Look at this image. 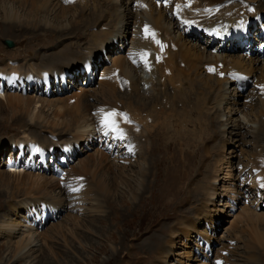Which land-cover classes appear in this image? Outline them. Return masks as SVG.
<instances>
[{
  "label": "rangeland",
  "instance_id": "rangeland-1",
  "mask_svg": "<svg viewBox=\"0 0 264 264\" xmlns=\"http://www.w3.org/2000/svg\"><path fill=\"white\" fill-rule=\"evenodd\" d=\"M242 1L245 3L243 5L247 6L246 15L248 17L255 16L260 19V22L257 24L255 20H251L250 24L242 23L241 17V21H238V27H228V24L238 17H234L233 20L232 17L225 19L219 31L226 25V28L228 27L226 30L237 34L234 36L237 39L241 29L246 30L251 24H253L252 28L256 24L257 26L262 24L264 0H248L246 2L245 0H227L223 7L220 5L218 7L208 4L202 5H206L208 12L214 11L210 13L211 16L217 17L222 11L221 9L225 8L227 4L231 6L232 3L237 4ZM28 2L29 0H14L11 5L16 8L20 15L25 14L26 16L29 10ZM115 2L117 5H121L123 10L130 7V0H115ZM156 3L160 4L161 10L158 13L153 12L154 18L161 17V21H164V17L167 15L179 13L177 10H181L180 15L185 18V24L188 27L199 25L198 19L201 17L195 15V12L198 13L204 8L201 6V2H190L189 0H163V2H159L158 0ZM99 4V0H95V2L94 0H86L80 3L79 7L76 8L78 11L80 9L82 20L87 19L89 21L88 25L86 24L83 28L80 27L78 32L74 31L72 35L62 36L58 39L56 37L49 38L50 31L46 29H41L45 31L34 30L31 32L14 27H5V18L1 17L0 14V71L10 70L11 73L16 74L30 72L38 76L45 71L53 72L56 67H64L63 70L72 72L70 69H74L73 72H76L79 69V63L92 59L91 62L94 67H102L101 73L104 72L105 74V78L102 80L104 83H100L96 79L97 77H94L93 83L89 82L86 87H83V84L87 82V79L80 74H74L66 79L67 83L62 80L64 89L66 87L65 90L61 88L58 91H53L47 97L43 95L41 90L33 87L31 92H18L22 95H15L16 100L11 97L10 102L12 104L5 102V97L8 95L2 89L0 93V264H7L8 262V264H218V262L219 264H264V245L259 246L250 239L249 228H246L241 213L248 206L264 218V203L261 201L258 203L255 199L248 200L245 196L241 197V187L239 186L242 178L236 176V170H248L250 179L248 178L247 182L249 183L246 184V189L250 190L254 186L260 194L264 193L263 187L253 184L255 178L264 177V94H262L264 93V79L260 77L258 70H248L249 74L242 71L226 70L222 73L223 81L218 87L213 81L215 76H213V71L209 80H206L208 77H205L203 73L204 78H206L203 83H209H207V87L212 89L210 92L200 81L192 82L194 75L188 74L186 69L188 63H180L183 58L177 53H174L177 56L169 60V63H172V68H168L162 81H158L156 91L148 95V98L145 97L149 99L158 94L159 101H156L157 103L155 102L153 106L159 108L152 112L151 109L147 110L149 100L143 99L144 109L142 110L147 111L145 113L141 111L140 117L143 121L134 117L137 123L135 126L140 128H130L132 137L136 136L137 138L134 139L142 143V154L148 158V164L144 166L148 170L144 184L138 185L137 183L138 170L136 167L139 166V163L140 165L143 164L139 159L140 156L131 157V159L133 158L132 163H136L137 159L139 160L137 165L134 164L133 175L131 174L127 181H122L125 182L123 187L120 185L122 182H119L117 186L114 184L113 187H109L111 200L107 198V201H103L99 211H96L97 213L86 216L75 213L67 215V213L62 212L63 214H58V217H53L52 220L42 226L33 223L35 222L34 218H41L46 214L41 202H45L50 197L49 189L46 185L43 186L44 183H41L43 191L38 193L37 190L40 185L31 183L32 180L22 179L24 175L23 165H14L10 160L8 161L9 164L17 166V170L13 176L9 174L7 171H9L10 166L5 159L9 156L12 148L20 144L19 142L25 138L28 141L23 140L22 143L23 145H30L29 161H34V158L38 160L33 165L34 169L37 165L43 166L49 161V156L45 152L36 149L39 147L37 143L45 144V147L47 145L54 147L52 162L48 164L53 165V161L56 163L58 161V163L65 162V159L60 156L61 153L58 148H61L62 144L60 145V143L68 140L71 131L67 134L66 130L62 132L61 129H53L45 119H50V116L55 114H58L60 118L69 119L75 109L73 108L74 103L68 102L67 99H78L82 95L97 96L102 86H109L111 78L108 76H110L109 73L114 65L113 60L119 56L122 58L127 56L130 47L132 30L119 31V25L115 24L114 13L109 14V17L104 19L105 15L102 14L104 10L99 9ZM38 5V11L42 12L39 1ZM229 6L227 9L231 11ZM80 7L85 11L83 12ZM186 7L190 8V15ZM200 7L202 8L198 10ZM91 12L96 13L95 18L89 17ZM129 13H132V16L135 11L132 9ZM131 18L133 20L134 16ZM203 18L205 22L206 17ZM232 23L236 22L233 21ZM188 30L183 28L179 33L181 34L182 31L183 33L192 32ZM101 32L107 36L104 42L102 40L104 36L99 39L101 41L98 40V35ZM260 32L261 35H264V27L260 29ZM248 33L246 31V37L257 44L256 38H251ZM114 35L115 39H109ZM122 35L127 37V43L121 39ZM261 35L260 37H262ZM152 38L148 39V41L150 40L149 44L155 40ZM181 38L184 43L183 49L191 48L196 53L203 51L206 56H209V53L215 48V45L209 48L203 40L200 42L198 38L191 40L183 37L182 34ZM5 40L12 41L13 46L7 48L4 45ZM108 40L111 45L106 48L102 47ZM235 45L240 46V43L237 42ZM229 47L230 44L227 49ZM251 50L253 51V49ZM224 52L221 53L226 57L245 61L248 66L249 61L254 59L257 53L254 52L251 55L243 51L240 53L231 52L230 54V51L224 50ZM258 53L261 54V52ZM221 57L223 56L221 55ZM214 61L215 59L209 60L210 64L207 62L206 65H213ZM223 63L228 64L226 61ZM175 64H178L179 67ZM108 67V70L105 69ZM198 67L195 65V68ZM11 68L13 69L11 70ZM232 73L248 79L243 89L237 88V84L230 75ZM98 77L100 79V76ZM87 78L90 79L89 74ZM51 86L54 84L51 83ZM161 86L163 87L161 88ZM52 89L53 87H51V91ZM122 91L119 92L120 96L124 94ZM209 92L210 94L207 95ZM220 93H226L227 98H221L215 105V109L210 110L209 108L212 107L210 99ZM206 95L208 97V101H205L207 106L205 105L203 111L199 113L194 107L196 108L197 102H200L198 98L203 103ZM40 100L46 102L41 104ZM37 101L39 104L35 106ZM93 102V99L89 100V104ZM68 105L72 106L69 107ZM160 111L161 113H159ZM37 115H42L45 118H36ZM243 119L257 124L256 132L252 137L245 133L247 127H244L242 131L233 129L232 125L241 124ZM162 120L165 121L164 124ZM210 121L217 123L216 128L211 129L209 126L207 129L206 124ZM224 123L229 124L225 135H223L221 126ZM153 126L157 129H151ZM259 127L260 129H258ZM18 138L21 140H17ZM111 143L114 145L111 149L110 159L117 152L120 155L119 149L116 147L119 141L117 143L112 141ZM146 144L149 147L148 152L144 148ZM115 147L116 151L112 155ZM93 151L90 147L86 148L83 142L79 143L75 148V153L80 155L72 160L74 161L73 165H76L78 159H85L92 155ZM172 154L177 158L175 159L177 160L176 163H170L167 160ZM85 155L88 156L85 157ZM180 157H185L187 161H183L184 164H181ZM40 161L41 163H39ZM5 163L8 164L7 170H5ZM229 166L235 170L232 177L228 175ZM216 168H218L217 180L213 185L214 191H211L208 189L210 188L209 183H211L210 179ZM20 169L22 172H17ZM94 176L99 179L101 171L96 169L93 173L90 171L85 174L77 173L76 176H73V183L77 186L78 194L89 197L101 194L96 188L94 189L96 186ZM152 176H154V183H150L153 179ZM147 183H149L148 185L152 184L153 195L148 193ZM144 185L146 186L144 187ZM228 185L235 187L234 193L225 190ZM250 186L251 188H249ZM145 188L147 192L144 194V198L147 199H145L144 205H141L140 198ZM255 191L254 196L259 200L257 190ZM159 198L163 199L159 201ZM99 199L103 200V197L101 196ZM230 209L234 211H230ZM234 215H238L237 218ZM190 220L193 222V228H190ZM178 222L184 227L179 226L176 235H170L167 227L174 226ZM12 223L16 227L11 230L7 229ZM28 233H32V241L35 245L32 257H29L30 255L26 252L30 248L19 252L27 241ZM210 242L212 243L211 258L207 256Z\"/></svg>",
  "mask_w": 264,
  "mask_h": 264
},
{
  "label": "bare ground",
  "instance_id": "bare-ground-1",
  "mask_svg": "<svg viewBox=\"0 0 264 264\" xmlns=\"http://www.w3.org/2000/svg\"><path fill=\"white\" fill-rule=\"evenodd\" d=\"M13 1L14 0H0V14L2 15L1 17L5 18L4 25L5 27H8V28L14 27L17 29L29 30L31 32L34 30L45 31L41 29H46L50 31L49 38L52 39L53 37H56V39H58L59 37H62V36L72 35L74 31L78 32V29L80 27L83 28L84 26H86V24L88 25L89 23L87 19L82 20V16L80 15L81 11L80 9L78 11V9L76 8V7H79L80 3H83L86 0L84 1H81V0H29L28 2L29 10L26 16L25 14L22 16L18 13V11H16V8H14L13 5H11ZM24 1H27V0H24ZM38 1L40 2L42 6V10H43L42 12L38 11L39 9H37L39 8ZM157 1L158 0H154V1L152 0H130V7L123 10L122 6L117 5V2H115V0H99V3H100L99 9H101V11L104 10V12H102V14L104 13L105 15L104 19L108 18L109 14L114 13V16H115L114 19H116V22L115 21L114 22L115 24L119 25V29H120L119 31L132 30L131 31L132 37L129 43L130 47H129L127 56L123 58L119 56L113 60L114 65L112 64L113 67L109 73L110 76H108L111 78L109 81L110 84L109 86H105V85L102 86L97 96L88 97V96L82 95L78 99H74V100H71V98L67 99L68 102L74 103L73 108L75 109L69 119L60 118L58 114L51 115L50 116L51 120L49 118L45 119L46 122L49 123L50 127L53 129H61L62 132L66 130L67 134L69 131H71V134L68 137V140L64 141L63 143H60V145L62 144L61 145L62 147L58 148L60 150L59 152L61 153L60 156L65 159V162L58 163L59 162L58 161L56 163L55 161H53L54 163L53 165L48 164L52 162L51 159H53L55 150H54V147L47 145L46 147L50 148L49 152L51 153L47 155L51 157V159L48 161V163L42 166V169H41L42 173L40 172L33 173L32 171H26V172L24 171V175L22 177V179L24 180H32L30 181L31 183L40 185V187H38L39 189L37 190L38 193L43 191L41 187V183H44L43 186L46 185V187L49 189L50 197L48 198V200H46L43 203L49 206H52L54 209H57L58 212L61 210V213L65 212L67 213V215L71 213H75L77 215H86V216H91L97 213L99 209L101 208V203L103 201L104 202L105 200L107 201V198H110L111 200V194L109 192V187H113L114 184L115 186H117L119 182L127 181V178L130 177L131 174L133 175V169L135 167L134 164L137 165L139 160L137 159V161L135 160L136 163L135 162L132 163L133 158L131 159V157L137 158L140 156L139 159L142 161L143 164H141L142 165L141 166L139 163V166L136 167L138 170L137 183L138 185L144 184L146 176H147V172H148V170L144 168V166L148 164V158L142 154L141 152L142 143L138 142L139 140L136 141V139H134L136 136L132 137L133 135H131L132 133L130 132V128L136 129L139 127V126H135V124L137 123L134 117L136 119L141 120V117H140L141 111L144 113L147 112V111L142 110L144 109L142 105V100L148 98V95H151L153 91H156V86L157 84H159L158 81H162L163 77H165L164 76V73H166L165 71H167L168 68H172V65H171L172 63L171 64L169 63L170 59L174 58L177 55L183 58L180 63H188L186 67L187 72L188 74L194 75V79L192 82L200 81L207 89H208L207 87L208 82L203 83V81L209 80V77H212V75H210L212 71H213V76L215 75L213 78L214 79L213 81H215L218 87L219 85H221V81H223L222 73L225 72L226 70L242 71V72H247L248 74H249L248 70H252V71L258 70V72L260 73V77L264 79V51H262L261 54L256 53L254 59L249 61V66H248V64L245 63V61H241L237 58H231V57L228 58L226 57V55H223L221 52H224V50L227 51V47H225L226 44L222 47V49H219L220 53H217V55H214V52L211 51L209 53V56H206V54L204 55L203 51L196 53L191 48L183 49L184 43L182 42L181 34L179 33L183 28L189 29L188 31L191 30L192 32H196V34L200 32L204 33V31L209 27H212V28L215 27L219 31L223 21L231 17H232V20L234 17H238V18L233 20L236 23H232L233 22L232 21L230 24H228V27L229 26L234 27V26L239 25L238 21H241V17H242V23L246 22L250 24V22H252L251 20H255V22L258 24L260 22V19H257V17L255 16L254 18L251 16L248 17L246 15L247 6L243 5L245 4L243 3V1L238 2L237 4L232 3L231 6H229L230 4H227L225 8L221 9L222 11L217 15L218 17L217 18L216 16L213 17L210 15V13H213L214 11L208 12V8H206V5L205 6L203 5L208 4L211 6L214 5L215 7H218L220 5V7H223L224 3L227 2V0H189L190 2L191 1L201 2V6L204 7L203 9H201L202 7L198 8V10L201 9L198 13L197 11L195 12V15L201 17L200 19L196 18L199 20L198 21L199 25L197 26L194 25L191 27H188L185 24V18L181 17L180 15V12H182L181 10H177L179 13H172L171 15H167L166 17H164V21L163 20L161 21L160 19L161 17L154 18L153 12L156 11L158 13L159 10H161L160 4L156 3ZM246 1L248 0H245V2ZM189 6L190 8H192L191 5ZM228 6L230 7L231 11L227 9ZM80 8L81 10H83V12L85 11V9H83L82 7ZM190 8L186 7V10H188L189 15L191 14L190 13L191 11H189ZM234 8H237V9H234ZM132 9L135 11V13L131 16L132 13L130 14L129 12ZM96 13L91 12L89 17L95 18ZM133 16L134 18L132 20L131 17ZM202 16L206 17L205 22ZM173 18L175 19L174 21H173ZM257 24L254 28L258 27ZM252 25L253 24H251L249 27H252ZM248 28L246 30L241 29L240 32L238 33L237 39L234 38V36L237 34H234L232 31L226 30L225 33H223L220 37H218L217 42L215 43V46H214L215 48L213 50L217 49L220 46L221 42L229 43L230 44L229 48L238 47L237 45H235L237 42L240 43V46L241 44H247V45L253 44V41H250L248 37H246L245 35L246 31L248 32ZM118 35L121 36V34H118ZM102 36H104V38L102 39L104 42L107 38L104 32H101L98 35V40ZM261 36L264 37V35H261ZM149 38H152L154 40V41H151L150 44H149L150 40L148 41ZM109 39H115V35L113 37H110ZM121 39L125 40L126 43L128 42L127 37L123 35ZM209 39L211 40V36L209 37ZM109 42L110 41L108 40V42L104 44L102 47L106 48L110 46L111 44H109ZM249 48H254V45L250 46ZM116 53L119 54L118 52ZM174 53H177V55H175ZM221 55L223 57H221ZM51 59H53V57H51ZM212 59H215L214 64L209 65L210 64L209 60H212ZM219 59L221 60L218 61ZM224 60L228 62L230 66H227L228 64L226 65V63H223L225 62ZM207 62L209 63L208 65H206ZM195 65L196 67L197 66L199 67L195 68ZM176 66H178V64ZM12 69L13 68H11V70ZM63 69L64 67L62 68L56 67L55 72H57L60 75V77H62L66 73V70H63ZM105 69L108 70L109 67ZM203 73L205 74V77H208L207 79L204 78ZM28 74H31V73L16 74V73L10 72L9 74H7L6 72L0 71V81L3 82L4 85L7 82L6 93L8 96L6 97L4 96L6 103L11 101V97H13V100H14L16 98L15 95H20V94L22 95V93H18L20 92L18 91L19 81H22L21 75H28ZM106 74L108 75V73ZM48 77H49V74L43 73V79L45 81L48 80ZM104 78H105V74L104 72H102L100 75V79H99L100 83H104V81H102ZM177 79L179 80L178 77ZM63 82H64V79H63ZM162 87L163 86H161V88ZM122 90L124 91V94L120 96L119 92H121ZM208 90L210 92L212 91L210 87ZM210 92L207 95H209ZM10 94L11 96H9ZM207 95H206V98L203 100V103H202V100L198 98L200 102H197L196 108L194 107V109L196 111H199V113L203 111L204 109L203 107L205 105L207 106V103H205V101H208ZM158 96L159 95L157 94V96L155 95L152 98L146 99L147 101L149 100L148 106L146 107L147 110L151 109V112H152L159 108V107L153 106L156 101H159ZM162 97L164 98V96ZM221 98L226 99L227 98L226 93L225 94L220 93V94L214 95V97L210 99V101L212 102V107L210 108L208 107V108L210 110L215 109L214 108L215 105L219 102ZM91 99H93L94 102L92 104H89V100ZM40 101H41V104H44L43 102H46L43 100H40ZM262 103H263V99H262ZM38 104H39V101H37L34 105L36 106ZM68 106L70 107L72 105H68ZM57 111L60 112V110H57ZM159 113H161V111ZM36 118L44 119L45 117H43L42 115H37ZM260 120L261 118L259 119V121ZM164 122L165 121L162 120L163 124ZM216 125L217 123L210 121V122H207L206 127L208 129L210 126V128L212 129V128H216ZM221 126L223 128V131H222L223 135H225L226 128L229 126V124L224 123ZM232 127L234 130H239V131H242L244 127H247V129L245 130V133L248 136L252 137V135L256 132L257 124L254 122H251L250 120L243 119L241 124L232 125ZM151 129H157V128H154L153 126L151 127ZM258 129H260V127ZM142 131L145 132L143 129ZM143 132L141 133L144 135ZM198 137H201V136H198ZM17 140H21V139L18 138ZM23 140L26 142L28 141L27 139L25 140V138H23L22 141ZM116 140L119 141L118 145L120 147H123L124 151L122 152V156L118 155L117 154L118 152H117L116 155L112 157V159H110L111 156L109 155V152L112 147L111 142L116 141ZM22 141L19 142L21 145L20 149H22V145H23ZM101 141H105L106 144H102ZM81 142H83L86 145V148L90 147V149H93L94 153L90 156L85 155V157L88 156L85 159H78L76 163L77 166H76L75 164L73 165L74 161L72 160H75V158H77V156L80 155V154L75 153V148H77L78 144ZM144 142H147V141H144ZM37 144L41 146V144L39 143ZM63 145H70V146L66 148ZM42 146H45V144ZM108 148H110L109 152H108ZM144 148H146L147 152L149 151V147L147 144H146V147ZM36 149L40 150L39 148H36ZM86 153L90 154L88 151H86ZM135 155H138V156H135ZM171 157L173 158L171 159ZM171 157L167 158V160H169L170 163H176L177 160L175 159L177 158L175 157V155L172 154ZM183 161L184 162L187 161L186 158L180 157L181 164H184ZM9 163L10 162H8V164ZM39 163H41V161ZM9 166L10 168H9V171L7 172L9 174H12L13 176L14 173H16L17 166H13L12 164H9ZM63 168H66V169L63 170ZM96 169L101 171V176L99 179H96L97 177L95 178V176L93 177L96 179L95 181L96 186L94 187V189L96 188V190L101 194L99 196L95 194L94 196H90V197L78 194L79 192H78L77 186L75 183H73V176H76L77 173L85 174L90 171H92L93 173ZM229 169H230V172H228V175L232 177L235 170L232 169V166H229ZM251 169H253V167H251ZM12 170H14V172H12ZM21 170L22 169H20L17 172H22ZM236 171H237L236 176H238L239 178H242L241 179L242 182L240 183V186H239L242 188V185L244 183L245 184L249 183L247 181L250 179L249 177L250 173L248 172V170H245V169L244 170L239 169ZM217 173H218V168L214 170V173L212 174V178L210 179L211 183H209L210 188L208 189L211 191H214L213 185L217 180L216 179ZM152 177L153 179L150 183H154V176ZM104 178H108V179L102 180ZM85 179H88V178H85ZM124 183L122 182L120 185H122L123 187ZM148 184L149 183H147V185ZM253 184H256L257 186H261L264 188V177L255 178V180L253 181ZM85 185L87 186V184ZM145 186L146 185H144V187ZM151 186L152 184L146 187L148 189L147 190L148 193H150V195H153ZM226 188L227 189L225 190L228 191L229 193L235 192V187L228 185ZM249 188H251V186ZM145 190L146 188L141 194V198H140V200L142 201L141 205H144V201H146L145 199H147V198H144V194L147 192ZM245 190L247 193V196H245V198H248V200L255 199L259 203L261 201L260 200L261 197L264 196V193L260 194L259 190L256 189V187L254 186L250 190L248 189H245ZM255 190H257V194L260 197L259 200L257 197L254 196V194L256 193ZM101 196L103 197V200L99 199ZM162 199L159 198V201ZM241 213L243 214L242 217L245 220L246 228L247 229L249 228L250 239L253 242H255L257 245L263 246L264 245L263 244L264 243V218L263 216H261L260 214H257L255 210L248 208V206H246V208ZM237 216H235V218H237ZM233 220L232 222L235 221ZM189 222L191 223L190 228H193L192 227L193 222L191 220ZM179 226L184 227L179 222L176 223V225L174 226L173 225L168 226L167 227L168 233L170 235H176L177 231L179 230ZM15 227L16 225L12 223L11 226H9L8 228L6 227V228L11 230V229H14ZM32 236H33L32 233H28V236H26L28 237L27 241L25 242L22 249L19 251V252H22L26 250L27 248H30L26 251L27 254L30 255L29 257H32V254L34 253L33 247L35 245H33L34 241H32Z\"/></svg>",
  "mask_w": 264,
  "mask_h": 264
},
{
  "label": "water",
  "instance_id": "water-1",
  "mask_svg": "<svg viewBox=\"0 0 264 264\" xmlns=\"http://www.w3.org/2000/svg\"><path fill=\"white\" fill-rule=\"evenodd\" d=\"M4 45L8 48V47H12L13 43L10 40H5Z\"/></svg>",
  "mask_w": 264,
  "mask_h": 264
},
{
  "label": "snow or ice",
  "instance_id": "snow-or-ice-1",
  "mask_svg": "<svg viewBox=\"0 0 264 264\" xmlns=\"http://www.w3.org/2000/svg\"><path fill=\"white\" fill-rule=\"evenodd\" d=\"M218 264H219V262H218Z\"/></svg>",
  "mask_w": 264,
  "mask_h": 264
}]
</instances>
